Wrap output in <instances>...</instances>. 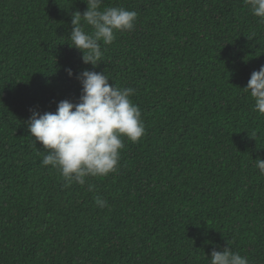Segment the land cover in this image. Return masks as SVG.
<instances>
[{
	"label": "trees",
	"instance_id": "1",
	"mask_svg": "<svg viewBox=\"0 0 264 264\" xmlns=\"http://www.w3.org/2000/svg\"><path fill=\"white\" fill-rule=\"evenodd\" d=\"M104 7L138 18L94 68L69 45L82 0H0V264H209L228 243L264 264V116L242 90L264 65V24L243 0ZM85 69L135 89L146 128L92 192L42 166L26 127L30 110L78 102Z\"/></svg>",
	"mask_w": 264,
	"mask_h": 264
},
{
	"label": "clouds",
	"instance_id": "2",
	"mask_svg": "<svg viewBox=\"0 0 264 264\" xmlns=\"http://www.w3.org/2000/svg\"><path fill=\"white\" fill-rule=\"evenodd\" d=\"M86 10L72 14L70 47L82 53L84 64L98 67L102 48L111 45L116 33L131 32L138 18L136 11L124 7H104V0H82ZM250 13L264 24V0H243ZM86 27L92 29L86 31ZM69 77L74 73L67 69ZM82 85L79 101H60L55 112L30 110L26 121L30 140L39 143L43 151L41 164L50 167L64 181V186H86L89 192L95 185L90 178L106 177L118 171L124 139L138 142L145 134L139 106L133 102L135 89L113 83L105 72L83 70L75 75ZM254 101L253 110L264 116V65L254 71L242 89ZM255 167L264 176V159L258 158ZM96 205L103 209L107 201L96 197ZM213 250L209 264H249L246 256L232 250L231 245Z\"/></svg>",
	"mask_w": 264,
	"mask_h": 264
}]
</instances>
